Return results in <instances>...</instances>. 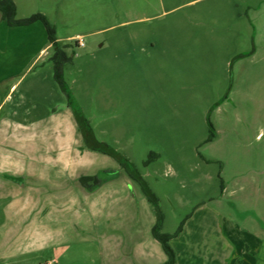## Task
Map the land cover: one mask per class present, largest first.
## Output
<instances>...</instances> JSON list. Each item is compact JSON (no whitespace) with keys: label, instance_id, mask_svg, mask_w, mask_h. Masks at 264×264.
<instances>
[{"label":"rangeland","instance_id":"1","mask_svg":"<svg viewBox=\"0 0 264 264\" xmlns=\"http://www.w3.org/2000/svg\"><path fill=\"white\" fill-rule=\"evenodd\" d=\"M33 3L20 12L43 14L62 38L74 100L96 140L156 196L163 233L220 194L218 174L264 171V138L252 136L264 131V46L248 55L264 35V0ZM48 71L14 94L21 119L9 122L23 127L0 132L9 162L0 171V264L139 262L155 241V208L119 162L86 147ZM208 114L216 136L205 143Z\"/></svg>","mask_w":264,"mask_h":264},{"label":"crops","instance_id":"2","mask_svg":"<svg viewBox=\"0 0 264 264\" xmlns=\"http://www.w3.org/2000/svg\"><path fill=\"white\" fill-rule=\"evenodd\" d=\"M12 1L17 19L36 14L26 16L19 9V5L33 7V0ZM257 36L253 38L254 46L248 55H256L264 46V35ZM77 38L81 37L77 34ZM56 39L63 46L62 38L56 36ZM52 54L53 48L41 22L12 27L2 20L0 13V112L9 105L0 121V132L9 125L23 127L19 121L9 122V119H21L18 117L20 104L12 103L14 94L30 74L39 80L38 72L44 69L49 78L47 72L52 69ZM25 96L21 95L22 98ZM70 125L72 129V123ZM242 133L241 136H247L248 130L243 129ZM252 136L260 142L264 131L258 130ZM234 166L239 165L235 163ZM5 167H9V162L0 158V171L3 172ZM220 174V194L212 198L209 205L198 208L170 240L176 264H264V171H234L225 178ZM225 202L231 208L226 206L225 209ZM154 242L148 241V248L141 251L139 262L134 264H163L166 261L163 250Z\"/></svg>","mask_w":264,"mask_h":264},{"label":"trees","instance_id":"3","mask_svg":"<svg viewBox=\"0 0 264 264\" xmlns=\"http://www.w3.org/2000/svg\"><path fill=\"white\" fill-rule=\"evenodd\" d=\"M0 13L2 20L12 27L26 26L37 21L42 23L47 33L48 42L53 48V54L50 58V62L52 64L53 69V78L61 92L66 95L67 103L72 110L77 127L79 129V132L81 133L82 139L85 142L86 147L91 151L100 152L112 157L121 164V166L125 169L126 173L132 179L139 182L143 193L146 195L148 201L153 204L155 208L156 222L151 229V234L152 237L161 245V248L164 254L166 255V261L163 264H176V254L170 245V240L181 231L184 222L180 224L176 232H174L173 234L163 233V216L159 210L158 200L156 196L149 189L143 178L137 173V171L125 158H123L117 151L112 149L110 146L96 140V138L94 137L92 130L89 128L88 121L83 115L77 102L74 100L72 93L70 92L69 87L64 80L63 70L65 65L71 61V58L66 53V47L60 46L57 42L56 31L54 26L49 22L46 16L40 13L33 14L23 19H17L16 7L12 0H0ZM216 106L217 105H214L211 110H213ZM209 114L207 116L208 137L205 140V143L211 142L216 136L215 128L209 120ZM88 179L89 178L87 177H82L80 179L81 184L84 185Z\"/></svg>","mask_w":264,"mask_h":264},{"label":"built area","instance_id":"4","mask_svg":"<svg viewBox=\"0 0 264 264\" xmlns=\"http://www.w3.org/2000/svg\"><path fill=\"white\" fill-rule=\"evenodd\" d=\"M76 43H77V45H78L79 47H82V46H83V42H82L81 38H77V39H76Z\"/></svg>","mask_w":264,"mask_h":264}]
</instances>
